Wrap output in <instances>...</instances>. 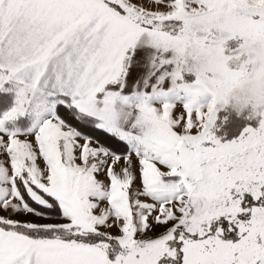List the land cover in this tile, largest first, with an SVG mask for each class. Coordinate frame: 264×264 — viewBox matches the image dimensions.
Wrapping results in <instances>:
<instances>
[{
  "label": "snow or ice",
  "instance_id": "obj_1",
  "mask_svg": "<svg viewBox=\"0 0 264 264\" xmlns=\"http://www.w3.org/2000/svg\"><path fill=\"white\" fill-rule=\"evenodd\" d=\"M0 264H264V0H0Z\"/></svg>",
  "mask_w": 264,
  "mask_h": 264
},
{
  "label": "rangeland",
  "instance_id": "obj_2",
  "mask_svg": "<svg viewBox=\"0 0 264 264\" xmlns=\"http://www.w3.org/2000/svg\"><path fill=\"white\" fill-rule=\"evenodd\" d=\"M242 43V41H229L228 45H227V49L228 51H226V55H230L232 52H234L238 47L239 44ZM187 79H189V81H194L195 77L193 76H188ZM210 95L208 97V100L210 102ZM226 112V113H225ZM225 113L222 117H220V114ZM250 113V109L246 110L244 113L242 114H238L236 111L232 110L231 108H228L226 110H221L218 112L217 114V121H216V127L213 129L214 134L219 137V138H223L225 136V131H229V133H231V136L228 139H224V140H232L235 138H238L239 134L243 131V129L245 127H258V119L257 120H253V124L249 125V119H247L248 115ZM230 120L229 122V126L226 127V130H222L221 134L217 135L218 133H216V130L218 129V124H219V128H221L224 123H227V121ZM242 120V121H240ZM246 122V123H244ZM228 125V124H227ZM111 259H114L113 256L110 255Z\"/></svg>",
  "mask_w": 264,
  "mask_h": 264
},
{
  "label": "clouds",
  "instance_id": "obj_3",
  "mask_svg": "<svg viewBox=\"0 0 264 264\" xmlns=\"http://www.w3.org/2000/svg\"><path fill=\"white\" fill-rule=\"evenodd\" d=\"M192 44L188 45L189 48H193ZM227 47V46H226ZM244 53H235L232 52L230 55L226 57V63L229 67H231L234 71L238 70L235 66L239 65L241 68L247 63L244 59ZM251 87V74H246L242 79L238 81V83L230 90L229 93V101L228 104L234 105V103L241 97V94L248 88ZM239 114V113H238Z\"/></svg>",
  "mask_w": 264,
  "mask_h": 264
},
{
  "label": "trees",
  "instance_id": "obj_4",
  "mask_svg": "<svg viewBox=\"0 0 264 264\" xmlns=\"http://www.w3.org/2000/svg\"><path fill=\"white\" fill-rule=\"evenodd\" d=\"M225 113H223V114L221 113L220 117L223 116ZM221 120H222V117H221ZM240 121H242V120H240ZM229 122H230V120H228L227 123H224V125L221 128H219V124L217 125L218 126V129L216 130V133H218L217 135L221 134L222 130H224V129L226 130V127L229 126ZM248 122H249V125L253 124V120H249ZM244 123H246V122H244ZM230 136H231V133H229L228 130L225 131L224 139H228Z\"/></svg>",
  "mask_w": 264,
  "mask_h": 264
},
{
  "label": "crops",
  "instance_id": "obj_5",
  "mask_svg": "<svg viewBox=\"0 0 264 264\" xmlns=\"http://www.w3.org/2000/svg\"><path fill=\"white\" fill-rule=\"evenodd\" d=\"M169 55H171V54H169Z\"/></svg>",
  "mask_w": 264,
  "mask_h": 264
}]
</instances>
